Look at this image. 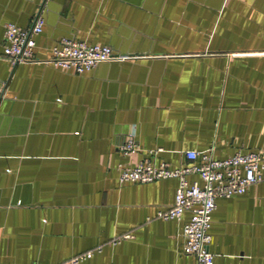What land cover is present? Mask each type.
Instances as JSON below:
<instances>
[{
	"label": "crops",
	"instance_id": "1",
	"mask_svg": "<svg viewBox=\"0 0 264 264\" xmlns=\"http://www.w3.org/2000/svg\"><path fill=\"white\" fill-rule=\"evenodd\" d=\"M40 1L0 0V264L95 248L75 264H195L190 213L155 216L177 179L119 182L118 166L264 156V0H45L37 60L12 65L3 25L28 26ZM61 38L113 56L80 73L42 62ZM209 233L212 264H264V181L216 198Z\"/></svg>",
	"mask_w": 264,
	"mask_h": 264
},
{
	"label": "built area",
	"instance_id": "2",
	"mask_svg": "<svg viewBox=\"0 0 264 264\" xmlns=\"http://www.w3.org/2000/svg\"><path fill=\"white\" fill-rule=\"evenodd\" d=\"M44 1H40L28 26L20 27L12 22L4 23L2 53L10 64L37 60L33 56L34 36L42 30ZM112 56L108 45L61 38L51 46L50 55L41 61L80 73ZM118 149L122 155H128L137 148L132 138L128 136L119 144ZM160 149L148 150V153L152 154ZM185 156L195 159L197 153L188 150ZM199 158L198 164L182 167H169L165 162L154 164L149 158H144L133 165H119L117 179L119 182H149L155 179L176 178L177 184L172 203L164 209L157 210L155 216L164 220H179L182 213L188 211L190 215L181 228L183 238L181 251L191 254L195 264H212V254L208 249L211 239L209 226L211 212L216 206V198L241 194L249 185L264 181V156L254 151H236L230 156L216 159L205 151L199 154ZM190 173H196L201 183L197 180L188 182L186 175ZM129 236L123 234L112 242ZM94 250L97 251L99 248ZM94 250L75 254L68 259V262L75 264L88 258Z\"/></svg>",
	"mask_w": 264,
	"mask_h": 264
}]
</instances>
